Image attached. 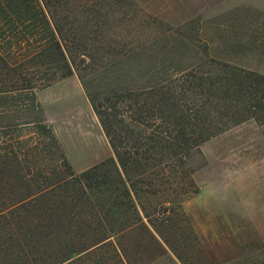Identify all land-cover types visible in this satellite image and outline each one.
Segmentation results:
<instances>
[{
  "label": "trees",
  "instance_id": "1",
  "mask_svg": "<svg viewBox=\"0 0 264 264\" xmlns=\"http://www.w3.org/2000/svg\"><path fill=\"white\" fill-rule=\"evenodd\" d=\"M100 4L0 0V264H64L137 225L181 264H207L181 209L198 190L189 160L228 126L264 121V75L223 62L181 68L152 54V73L131 75L140 85L96 93L86 75L138 50L113 38L124 12ZM72 73L111 151L79 172L35 98ZM224 264H264V244Z\"/></svg>",
  "mask_w": 264,
  "mask_h": 264
},
{
  "label": "rangeland",
  "instance_id": "2",
  "mask_svg": "<svg viewBox=\"0 0 264 264\" xmlns=\"http://www.w3.org/2000/svg\"><path fill=\"white\" fill-rule=\"evenodd\" d=\"M100 1L101 11L125 14L112 22L113 38L138 50H129V60L118 67L86 75L94 77L96 93L140 85L136 76L153 71L152 54L181 68L204 70L223 62L264 75V0H110V7ZM68 77L36 90L35 98L66 160L79 172L105 161L111 151L79 80L74 73ZM198 149L189 160L198 190L181 209L207 264L230 263L264 244V121L228 126ZM112 242L64 264H181L140 225Z\"/></svg>",
  "mask_w": 264,
  "mask_h": 264
},
{
  "label": "crops",
  "instance_id": "3",
  "mask_svg": "<svg viewBox=\"0 0 264 264\" xmlns=\"http://www.w3.org/2000/svg\"><path fill=\"white\" fill-rule=\"evenodd\" d=\"M67 78H69L68 76H67ZM47 88V87H46ZM37 93V92H36ZM80 100L83 102V95H81L80 96ZM62 105H65V104H67V102H63V103H61ZM61 104L59 105V106H61ZM76 108V107H75ZM74 108V110L75 111H77L76 109ZM88 108L90 109V113H91V111H92V109H91V106H90V104H88ZM93 112V111H92ZM77 113V112H76ZM94 114V113H93ZM78 115V114H77ZM95 116V115H94ZM96 118V117H95ZM96 121H97V119H96ZM97 123H98V121H97ZM99 125V124H98ZM100 127V126H99ZM101 129V128H100Z\"/></svg>",
  "mask_w": 264,
  "mask_h": 264
}]
</instances>
